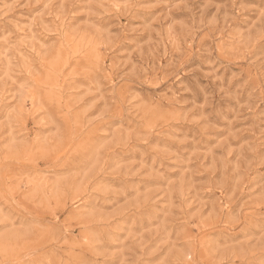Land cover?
Segmentation results:
<instances>
[{
  "label": "rangeland",
  "instance_id": "rangeland-1",
  "mask_svg": "<svg viewBox=\"0 0 264 264\" xmlns=\"http://www.w3.org/2000/svg\"><path fill=\"white\" fill-rule=\"evenodd\" d=\"M0 264H264V0H0Z\"/></svg>",
  "mask_w": 264,
  "mask_h": 264
}]
</instances>
